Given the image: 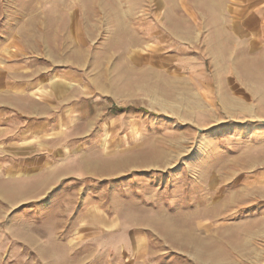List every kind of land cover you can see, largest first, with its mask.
<instances>
[{
    "label": "rangeland",
    "instance_id": "1",
    "mask_svg": "<svg viewBox=\"0 0 264 264\" xmlns=\"http://www.w3.org/2000/svg\"><path fill=\"white\" fill-rule=\"evenodd\" d=\"M0 264H264V0H0Z\"/></svg>",
    "mask_w": 264,
    "mask_h": 264
},
{
    "label": "trees",
    "instance_id": "2",
    "mask_svg": "<svg viewBox=\"0 0 264 264\" xmlns=\"http://www.w3.org/2000/svg\"><path fill=\"white\" fill-rule=\"evenodd\" d=\"M128 109H130V108L129 107L128 108H119L118 110H128ZM138 111H144V109L139 108Z\"/></svg>",
    "mask_w": 264,
    "mask_h": 264
},
{
    "label": "bare ground",
    "instance_id": "3",
    "mask_svg": "<svg viewBox=\"0 0 264 264\" xmlns=\"http://www.w3.org/2000/svg\"><path fill=\"white\" fill-rule=\"evenodd\" d=\"M15 190V189H14ZM136 257L139 255V251L134 254ZM144 255V254H143Z\"/></svg>",
    "mask_w": 264,
    "mask_h": 264
}]
</instances>
